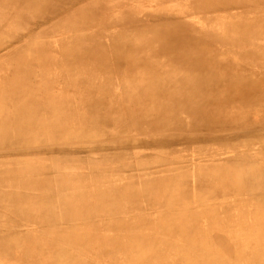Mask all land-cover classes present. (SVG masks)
<instances>
[{
  "label": "bare ground",
  "instance_id": "6f19581e",
  "mask_svg": "<svg viewBox=\"0 0 264 264\" xmlns=\"http://www.w3.org/2000/svg\"><path fill=\"white\" fill-rule=\"evenodd\" d=\"M5 1L0 0V4ZM141 1L112 0L108 1L101 11H94L93 20L101 25L99 33L93 35L88 31H79L77 38L81 42L82 38L87 37L82 51L65 54L59 64H54L59 52L58 47L45 51L42 47L47 46L40 41L32 51L36 55H32V62L26 65L21 63L31 52L29 50L17 54L10 61L12 64L3 80L4 88L0 91V130L4 135L0 138V144H28L39 139L54 140L81 136L94 138L98 134L113 135L120 131L152 136L150 143H154L159 134L174 130L187 133L189 130L184 128L195 123L207 121L210 126H219L223 121V113L212 109L222 98L230 97L231 103L244 105L259 96V86L256 87L254 81L238 79L237 75H234L239 66L227 70L218 69V62L214 58L216 55L205 52L209 41L205 32L200 33L202 38H190L188 26L181 23L176 24L174 30L170 31L160 30L158 26L134 25V21L141 19L139 14L146 12L145 8L139 7ZM183 1V5L192 13L204 9V0ZM12 2L21 4V0ZM111 6L113 7L110 9ZM33 18L28 17L26 24ZM201 24L204 27L207 20ZM115 27L122 29L114 31ZM262 27L264 25L260 26L259 30ZM88 34L91 36H87ZM213 34L216 33L213 31ZM219 34V41L226 44L248 41L241 37L229 41L227 35L222 32ZM124 35H127L125 40ZM5 36H0V48L4 45ZM118 38L121 41H117ZM57 46L60 47L59 44ZM108 50L111 51L106 53ZM77 60L87 63L76 64ZM163 66L165 72L161 73L159 71ZM21 67L28 71L25 75H19L23 72ZM128 68L131 71H128ZM180 72L181 77L174 78ZM161 77L167 78L159 82ZM29 84L31 85L28 87ZM124 105L126 109H123ZM8 125L14 126V129L5 130ZM121 158L115 162H123ZM58 164L66 163L59 161ZM222 167L214 163L212 167H209V164L195 166L193 177H189L192 179L191 183L187 179V170L179 165L169 169L163 184H152L149 178H143V182L138 184L135 180L127 182L128 179L108 175L101 177L103 182L100 181V187L85 192L84 187L98 177L80 178L67 175L45 179L39 173L43 167H37L28 161L1 165L0 179H10L1 186L9 188V195L16 197L13 196L7 205L0 209V231L8 233L11 229L31 224L38 219H43V224L60 221L67 226L71 225L69 222H78L77 225L93 230L96 223H113L115 220L121 223L147 220L144 226L146 228L158 220L177 222L173 220L177 217L178 222L184 220L191 226H167L161 233L164 238L178 235L180 239L195 237L210 240L218 236L225 241H231L248 234L249 230L234 229L223 234L225 227L246 219H250L251 226L257 225L264 219V184L249 187L247 181H231L240 172L236 167L230 169L227 176L212 177L213 183H209V174H218ZM178 174L181 175L177 176ZM30 179H40L43 184H27ZM78 181L84 183L81 190H74L67 195L70 203L77 206L71 214L54 216L44 212V204H50L44 197L36 198L39 202L36 205L27 201L30 195L34 198L37 196V188L50 195V191L74 189ZM21 188L22 191L19 190ZM192 193L195 196H189ZM208 197H212L210 211L198 216H201V219H213V225L208 228L204 227L203 223H197L198 226H203L197 228L191 219L189 202L196 198ZM225 197H231L233 200H226ZM93 201L99 203L94 204ZM21 202L31 205L25 213L20 210ZM143 204L161 208L158 217H126L129 211L137 210ZM84 205L97 208L95 212L83 213L78 207ZM176 205L182 207V213L172 212ZM236 206L245 209L240 211L235 209ZM106 217L112 218L108 221ZM194 229L198 230V233L190 232ZM117 230L99 237L106 239L111 235H121ZM132 231L136 234L142 233L141 230ZM30 232L36 235L39 233L37 230ZM30 232L11 239L24 243L18 245L21 253L36 254L44 258L48 252L38 244L36 235H30ZM263 233L264 231H257V235ZM11 246H0V259L6 261L5 263L14 262L10 253L15 249ZM120 249L117 247L110 255L113 257ZM249 251L250 256L257 259L255 264L258 261L264 264L263 249L253 247L249 248ZM113 260L110 258L109 262ZM58 263L63 264V261Z\"/></svg>",
  "mask_w": 264,
  "mask_h": 264
},
{
  "label": "rangeland",
  "instance_id": "374dc122",
  "mask_svg": "<svg viewBox=\"0 0 264 264\" xmlns=\"http://www.w3.org/2000/svg\"><path fill=\"white\" fill-rule=\"evenodd\" d=\"M12 1L6 0L0 4V36L6 35L4 45L0 48V91L4 88L3 80L8 67L12 64L10 61L17 54L29 50L31 52L21 63L26 65L32 62V55L36 57L32 51L39 45L38 41L47 46L42 47L45 51H49L51 47L54 49L58 47L59 52L54 64H59L65 54L82 51L87 37L82 38L81 42L77 34L79 31H88L93 35L99 33L101 25L93 20L94 11H101L104 5L112 0H21V4ZM141 3L139 7L145 8L146 12L139 14L141 19L134 21V25L158 26L160 30L170 31L174 30L176 24L181 23L188 26L190 38H202L200 33L205 32L209 39L205 52L216 55L213 57L218 62V69L227 70L239 66L238 72L234 75H237L238 79L254 81L256 87L259 86V96L244 105L231 103L230 97L222 98L212 109L223 113V121L219 126H210L207 121L195 123L184 128L189 130L187 133L174 130L159 134L154 143H150L152 136L120 131L113 135L98 134L94 138L81 136L54 140L39 139L28 144H0V166L28 161L37 167H43L39 173L45 179L67 175L80 178L98 177L84 187L85 192L100 187V181L103 182L101 177L108 175L128 179L127 182L135 180L134 182L138 184L143 182V178H149L152 184H163L168 177L169 169L177 165L187 170V179L191 183L192 179L189 177H193L195 166L209 164V167H212L213 163L223 167L218 174L214 172L209 174V183H213L212 177L227 176L230 169L236 167L240 172L231 181H247L249 187L264 184V27L259 30V27L264 25V0H204V9L198 13L190 12L183 5L185 4L183 0L181 2L142 0ZM32 16L33 20L26 24L28 17ZM205 19L207 25L204 28L201 22ZM82 25L91 27L85 29ZM116 29L122 28L115 27L114 31ZM213 31L216 34H213ZM219 32L227 35L229 41L238 37L246 38L248 41L222 43L219 41L221 40ZM89 34L87 36H91ZM126 38L127 35H124V40ZM117 41L121 39L118 38ZM101 47L104 48V45ZM86 63L82 60L76 61V64ZM164 68L161 67L159 72H165ZM21 69L23 72L19 75L28 72L24 67ZM181 73L174 78L181 77ZM166 78L161 77L159 82ZM123 107L127 108L126 105ZM13 129L14 126L8 125L5 130ZM1 137L4 135L0 130ZM118 158L123 162L117 164L115 160ZM59 161L66 164L59 165ZM244 170L250 171L242 172ZM9 180L0 179V209L7 205L13 196L16 197L9 195V188L1 186ZM32 182L43 184L40 179L38 181L30 179L27 184L31 185ZM83 184L78 181L74 189L62 188L57 192L50 191V195L42 193L37 188L35 190L37 196L34 198L30 195L27 201L36 205L39 204L36 198L44 197L50 202L44 204V212L52 213L54 216L71 214L75 212L77 206L70 203L67 195L74 190H81ZM224 199L233 200L231 197ZM21 203L20 210L23 213L27 212L28 206L31 205ZM211 203L212 197L196 198L189 202V211L195 227L209 228L213 225V219H201V216H198L200 213L207 214L211 209ZM78 208L83 213H89L95 212L97 206L84 205ZM180 208L182 209L180 205H176L172 212L182 213ZM235 209L243 211L245 208L236 206ZM160 210L161 208L153 205L143 204L137 210L129 211L126 217L157 218ZM111 218L105 219L110 221ZM176 218L173 220L177 222L158 220L146 228L144 226L147 220L123 223L115 220L113 223L99 225L96 223L93 230L77 225L78 222H69L71 225L67 226L60 221L43 224V219L34 220L31 224L11 229L8 233L0 231V246L12 245L11 247L15 249L10 253L14 262L5 263L6 261L0 259V264H60L58 262L62 261L63 264H255L257 259L250 256L249 248L258 247L264 250V233L257 235V231H264V219L252 226L249 223L250 219L231 223L224 228L223 234L234 229L249 230L248 234L231 241H225L218 236L210 240L195 237L180 239L178 235L164 238L161 233L167 226H191L184 220L178 222ZM197 223H203V226H198ZM132 229L141 230L142 233L136 234ZM36 230L39 232L37 235L30 232ZM75 230L78 231L73 233ZM115 230L121 235H111L106 239L99 237ZM151 230L158 231L154 233ZM25 232L36 235L38 244L48 252L44 258L19 251L21 249L18 245L24 243L11 238L23 236ZM190 232L195 234L198 230ZM117 247L121 249L112 257L110 254ZM65 258L69 260L66 261ZM110 258L114 260L109 262ZM260 262L257 264H261Z\"/></svg>",
  "mask_w": 264,
  "mask_h": 264
}]
</instances>
